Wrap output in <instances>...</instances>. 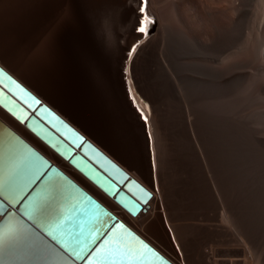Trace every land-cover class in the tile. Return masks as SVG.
<instances>
[{
    "label": "rangeland",
    "instance_id": "rangeland-1",
    "mask_svg": "<svg viewBox=\"0 0 264 264\" xmlns=\"http://www.w3.org/2000/svg\"><path fill=\"white\" fill-rule=\"evenodd\" d=\"M66 1L68 2V0H46L45 8L41 11L40 15L41 29L40 32L37 31L38 33L35 35L36 42H34L31 48L26 51L27 53L18 52L21 56V60L18 62L15 61L12 64L13 66H9V73L49 105L54 111L57 112V109L68 110L69 112H63V114H67L62 116L64 119L71 118V116L68 115L72 113L70 112V109H88V111H90L88 113H91V109H94V123H108V127H112L116 124L114 120V112L117 108L119 92H124L126 96L128 93L125 82L126 66L124 67V63L126 64L130 46L138 37L135 32L138 23H136V26L133 25V18L131 16H133L132 14L134 13L136 14L140 12L138 10L139 7H137L136 4L129 3L130 0H126L127 2L124 0H103L104 4L101 3L102 0L99 2L94 0L95 3L92 0L94 4L97 3V7L94 4V6L90 4L93 7H88L90 1L87 0L88 3L85 4L87 1L81 0L87 13L96 17L94 27V24L87 21L88 18L76 14L75 9L77 8L74 9L73 4L69 1L72 5L70 7L67 3L70 7L69 11L73 12L72 18L75 19V40L72 41V45H64L63 43H60L57 36L59 26L56 24H58L61 18L69 13L66 8L63 7ZM113 1L121 3L114 2L115 4H111ZM124 2L125 5L123 4ZM126 5L131 7H125ZM126 10H129L130 14L128 12V15H126ZM121 12L124 13V16ZM111 13H113L112 18ZM119 18L121 19L119 20ZM126 18H130L131 20H127ZM134 18H136V16ZM128 24L129 26L131 25L129 29H127ZM158 25L159 22L155 26V29L151 30L150 33L152 36L157 33ZM120 30H122V32ZM111 33V36H114V34L116 35L115 39H118L116 40L117 43L114 38L111 40L106 39L107 35L109 36ZM125 34H128L129 36H126ZM15 38H17V35H15ZM150 50L148 51L150 52ZM152 51L156 50H151L148 54L147 51L143 52L141 50V52L146 53L145 55L147 56H143V64H141V60L139 62V58L143 54H138V60L135 59L137 62H134L136 63V66L133 67L135 71L137 70V77L134 74L135 71L133 68L132 72L134 71V79L135 77L137 79L134 81L137 80L135 82L136 87L141 84L140 86L143 88V91L140 90L141 88L139 86L137 87L139 88L138 91L140 90L142 92L139 91L137 93V90L134 92L139 97H141L139 93H141L142 96L145 95L148 102H151V104L153 103L152 107L155 108L153 116L155 117L154 120H157L155 124L158 123L159 125H155L156 129L157 127L159 128L157 129L159 131V133H157V140L161 142L160 139H164V142L162 141L163 143H160L161 148L158 146L159 144L157 145L160 150L163 148V150H161L162 153H159V156L162 155V158L164 159L163 160L161 156H158L159 161L162 160L164 162L162 163L161 161L162 164L159 162L158 177H160L163 193L166 192L164 193V200L168 214L173 220L175 219L174 223L179 227L181 237L184 241H182L183 244L181 245H183L184 249H190L196 253V264H200V262L207 264H250L243 250L238 247V240L236 241L233 238V231L229 228L230 225L225 224V228H222L221 230V225L218 222L221 218V208L219 202H217L214 191L211 188L212 184L210 183V176L215 180L214 182L219 190L220 186L222 188V202L225 206L224 210L226 213L231 212L232 216L240 223L241 229L239 230L235 228V223L233 222L232 217H229V222L232 224V227L236 232L238 230L239 236L249 239L250 234L255 233L260 236V238H264V224L260 227L264 221L263 212L259 211L258 216H256L258 211L254 215V212H250L248 209L250 206V168L253 167V161L250 159L251 157L249 158V152H246L247 141L244 142V138L247 136L246 133H248V130L247 126H243V124H246V121L249 119V116L247 115H250L254 108L250 109L251 105L244 100L245 97L243 94V97L237 96L235 98L237 100L234 99L235 101H233L232 108L235 107L234 115L232 114L233 116H228L229 114H222V116H220L221 114H218L217 116L215 113L198 110L196 108L197 106L195 107L196 109L193 107L196 112H192L194 111L193 109L191 114L187 115L184 109H182L183 107L181 108V104L179 105L177 98L172 96L173 94L167 84L168 81L166 82L167 79L165 80L164 78L166 75L161 73L159 68H156L158 65L155 62L157 60L154 58L156 55L151 56L156 53H153ZM148 55L150 57H148ZM147 58L148 60L150 59L151 63L152 61L153 64L156 63V65L149 63L150 61L148 62ZM143 59H146V62ZM142 65L143 67L141 68ZM154 66L155 69H153ZM136 67L139 70L136 69ZM156 69H158L164 77L161 76ZM107 75L110 76L111 80H114L115 77L118 76L120 81L104 83L103 80L106 79ZM138 79L140 83L138 82ZM142 81H144L145 84L143 83L142 85ZM144 99L141 97L142 101H145ZM234 102H236V105H234ZM178 106H180L181 109H178ZM2 109L3 108L0 107V110ZM231 117H234V120ZM188 120H191L193 123V132L197 141L192 136L191 128L188 127ZM230 126L233 127V129ZM245 127L246 129H244V131L243 128ZM13 129L29 143L36 139V136H34L23 125H15ZM157 130L156 132H158ZM232 132H234V135ZM159 134L161 135L160 139ZM224 136L229 137L227 140H230L231 138L232 145L235 144L237 146L238 143L237 147L234 145L236 147L234 150L237 149V152L233 150L236 155L232 151V147L234 146H232L231 143H227V141H223L226 138ZM242 136L244 138H242ZM242 139L244 141H242ZM238 147H240V149ZM106 148L109 154L112 155L111 158L117 162L116 158L119 156L122 161L121 166L143 185L145 174L148 176L150 183H153L154 177L151 175L149 167L145 168L127 155L118 153L115 147L114 150L113 147L109 148L106 146ZM258 150L259 154L257 155V165L254 174H257L256 176L258 178L263 175L261 177L262 180L260 179L255 183L256 187L261 188L263 185L264 172H262L261 151L260 149ZM165 152H167L166 155ZM201 156L205 157L206 163L208 164H206L207 167L203 166ZM62 169L107 208L118 206L113 200L108 198L84 176L71 167L69 163L65 162ZM209 172L211 174H209ZM155 177L153 183L154 192L151 188V191L155 196L149 203L150 208L147 209L146 212H142L145 217L143 218L141 229L138 227L136 229L140 231L139 235L151 245L155 247L153 242L154 238L177 261L186 263L184 251L182 249L183 247L180 245L181 241L179 243V239L175 242L173 237L172 242L168 237L166 240L158 239L154 236L155 233L157 234V231L155 232L157 220L154 218V212L157 214V211H159L161 221L163 222L164 220L165 224L167 223L166 226L162 223L167 236L168 230L170 229L169 231L171 232L173 230L167 222L166 215H162L163 211L159 207L157 201L159 200V197L158 193L155 191V185L158 183L156 172ZM259 192H262L261 189ZM259 196L260 197L252 199L251 204L253 207L262 206V195L259 193ZM159 203L161 206L162 201L160 202L159 200ZM157 206L158 209L156 208ZM261 213L262 215L259 216ZM153 231L155 232L154 234L152 233ZM176 238H178V236H176ZM174 244H176L177 247L176 245L174 246ZM155 248L158 250L157 247ZM177 256L182 259H179Z\"/></svg>",
    "mask_w": 264,
    "mask_h": 264
},
{
    "label": "bare ground",
    "instance_id": "bare-ground-1",
    "mask_svg": "<svg viewBox=\"0 0 264 264\" xmlns=\"http://www.w3.org/2000/svg\"><path fill=\"white\" fill-rule=\"evenodd\" d=\"M69 1L73 4L74 9L77 8L75 9L76 14L83 15L84 17L88 18L87 21L94 24L95 27L96 17L87 13L84 4H82L83 0L82 1L77 0L76 1L77 6L74 0H68V3ZM88 1L92 2V0H88ZM88 1L85 4H87ZM97 1L99 2L100 0ZM90 2L88 7H93L94 5L97 4V3L94 4L95 1L94 3L93 2L90 3ZM114 2L115 1L111 2V4ZM101 3L104 4L103 0L101 1ZM115 3L120 4L121 2H115ZM129 3L136 4L137 7H139L138 10L140 12L136 14L134 13L136 18H134L135 17L134 14H132L134 17L131 16L133 18L132 19L133 25L136 26V23H138L137 27L135 28V32L138 37L136 41L130 46V49L128 51L129 53L126 59L127 61L125 60L126 64L124 63V67L126 66L125 82L128 91V93L127 92L126 93H127V97L128 98L130 97L129 100L131 99L130 104L134 107V110L137 112L138 116L140 117L139 118L140 121H142L141 124L143 123L144 125L145 132H147L148 130L146 134L147 137L149 136L150 138V140L149 138H147V142H148L149 156H151L152 153L151 165L153 164L152 166V176L154 177L153 183H154V179L156 178L155 177V172H156L158 183L157 185H155V191L158 193L160 202L162 201L161 206L159 200L157 201L159 207L163 211L162 215H166L167 222L173 229L172 232L169 231L170 229L168 230V236L170 238V241L173 242V237H174L175 242H177L178 241L177 239H179V243L181 241L180 245L183 244L182 243L183 239L181 237L179 227L177 226V224L174 223L175 219L173 220V218L168 214V211L166 209V204L164 200V196H165L164 193L166 192L163 193L162 191L163 189H161L160 177H158L159 176L158 165H160L159 162L161 163L162 161V160L159 161V157L161 156L162 158V155L159 156V153H162L161 150H163V148L160 150L161 148L160 143L162 141L164 142V139L161 138L160 137L161 135L159 134V139L161 138L160 139L161 142L157 140L158 139L157 133H159L157 129L159 128L157 127L156 129L155 126L158 125V123L155 124L157 120L155 121L154 120L155 117L153 116V111L155 108L152 107L153 103L151 104V102L150 103L148 102V99L144 95L145 92L143 93L144 96H142V94L139 93L142 99H144L145 97L144 99L145 101H142L141 97H139L134 92L137 90L136 92L138 93L140 90L143 89L140 86L141 84L139 85L141 88L139 91H138L139 88H137L139 86L136 87L135 82L137 80L136 81L134 80L137 79L136 78L137 70L135 71L133 67L136 66L135 65L136 63L134 62L138 60L139 58L138 56L142 54L143 55L140 57L141 59L139 58V62L141 60L142 62L141 64H143L142 58L146 53H142L141 50L143 52L147 51V54L150 53L151 50L154 49L156 50V51H152L153 53L155 52L156 54H153L151 56L156 55V57L154 56L155 60H157L155 62L158 64L157 65L158 67L156 66V68H159L161 73L165 74L167 78L164 77V75H161L158 69L156 70H158L160 75L163 76L165 80L167 79L166 82L168 81L167 84L170 87L171 93L173 94L172 96L177 98L179 105L181 104V108L183 107L182 109H184L187 115H190L191 111L197 106L196 108L198 110H203V111L205 110L210 113H215L217 116L218 114L219 115L221 114L220 116H222V114L225 115L229 114L228 116H233L235 111L234 109L235 107L232 108L233 101L237 100L235 99L237 96L243 97L244 94L245 97L244 100H246L247 103L249 102L251 105L250 109L254 108L252 110L253 112L250 115L249 114L247 115L249 116V119L246 121V124H243V126L244 125L247 126V130H248V133H246L247 140L246 137L244 138L242 136V138L245 139V141L243 139L242 141L244 142L247 141V144L245 143L247 147L246 152L247 153L249 152L248 154L250 155L249 158L251 157L250 159L253 161L252 162L253 169L250 168L251 169L250 186H249L250 206L248 207V209L250 212H254V215L258 211L256 216H258L259 211L260 212L262 211L264 218V179H263L262 187L261 188L256 187L255 183H257L263 175L260 178H258L256 176L257 174H254L257 165V155L259 154L258 149H260L261 151L262 172H264V0H147L146 3L145 0H130ZM142 3L144 5L143 8L141 7ZM90 4L92 5L94 4V5L91 6ZM123 4L125 5V2ZM125 7L128 6L126 5ZM130 7L131 6H129L128 8ZM126 11L125 13L126 15H128L127 13L129 12V10L127 12ZM112 14L113 13H111V18L113 16ZM130 18H126V19L128 20ZM120 19L121 18H119V20ZM158 22L159 25H158L157 33L155 30L156 34H153L154 36H152L150 32L151 30L155 29V26L158 24ZM130 26L128 24L127 29H129ZM141 28H143L144 31H140L139 29ZM122 30L120 31L122 32ZM133 32H134V27H133ZM111 35L112 33L109 36L107 35V38L106 37L105 38L108 40L109 39L111 40L112 38L114 39L116 38L115 34L114 36ZM116 40L118 39H115V41ZM148 50H150V52ZM148 57L150 56L148 55ZM143 60H145L146 62V59ZM147 61L149 62L150 59L148 60L147 58ZM149 63H151V61ZM156 63L154 64L156 65ZM151 64H153V61ZM142 67L143 65L141 66V68ZM132 68L135 71V72L133 71L136 76L135 79L133 76L134 74L132 72ZM136 69L138 68L136 67ZM153 69H155V66ZM138 82L140 83L139 79ZM143 83L144 81H142V85ZM236 102H234V105H236L235 104ZM181 108L180 106H178V109ZM195 109L192 112H196ZM138 110L141 112V114L139 113ZM232 119L234 120V117ZM188 127L191 128L192 136L196 140V137L193 132V123L191 122V120H188ZM231 128L233 129V127ZM244 129H246V127L243 128V130ZM156 130L158 132H156ZM232 133L234 135V132ZM227 138L229 137H226L223 141L224 142L227 141V143H231V138L230 140H227ZM232 144L233 143H231V145ZM235 146L232 147L233 148L232 151L234 150V148L238 146V143L237 146L236 147ZM238 148L240 149V147ZM236 150L237 149H235L234 151L237 152ZM166 153L167 152H165V155ZM204 156H201L202 157L201 161H203V166L207 167L208 164L206 163V159ZM162 163L164 162L162 161ZM209 174L211 173L209 172ZM214 181L215 180H213V178L210 176V183L212 184L211 188L214 191V194L217 198V202H219L220 208L222 210V211L220 210L221 218L218 221L221 225V230L222 228H225V224L230 225L229 228L230 230L233 231L232 232L233 238L236 241L238 240L239 242L238 247L243 250L250 264H264V238H260V236H258L255 233L250 234L249 239L239 236L238 230L236 232L235 229L232 227V224L229 222L230 220L229 217H232L233 222L235 223L234 224L235 228L239 230L241 229L240 223L236 220V218L232 216L231 212L226 213V211L224 210L225 206L222 202V188L218 183L220 186V190H219L218 186ZM260 189L262 192H259ZM259 193L262 195L261 196L262 206L253 207L251 204L252 199L256 197H260ZM261 215L262 213L259 216ZM263 222L260 225V227L264 224ZM162 223H164L165 226L167 224V223L165 224L164 220ZM176 236H178V238H176ZM175 245L176 244H174V246ZM181 246L183 247V245ZM182 249L184 251L185 257L184 255L183 257L185 258L186 263H182L177 260L176 262H178L179 264H196L197 261L196 253L193 250L190 249L187 250L186 248L184 249V247ZM200 264H207V263L200 262Z\"/></svg>",
    "mask_w": 264,
    "mask_h": 264
},
{
    "label": "snow or ice",
    "instance_id": "snow-or-ice-1",
    "mask_svg": "<svg viewBox=\"0 0 264 264\" xmlns=\"http://www.w3.org/2000/svg\"><path fill=\"white\" fill-rule=\"evenodd\" d=\"M139 30L144 31L143 28ZM24 95L28 93L24 92ZM32 99L38 106L35 112L39 114L40 101ZM40 120L44 121L46 117L41 116ZM73 143L75 147L83 148L82 138L80 143ZM3 147L8 153V164L0 169V258L22 245L30 248L37 259H57L64 264H76V261H87V264H147V257L156 255L142 241L138 247L119 237L104 242L103 237L116 227L115 224L106 227L107 220L102 218L112 219L108 212L81 193V202L86 201V207L74 205L75 216L66 213L62 208V190L68 181L62 174L14 137L9 138ZM57 147H63V144L57 142ZM28 169H31L30 174L21 184L20 177ZM109 175L127 187V175L120 169ZM119 191L123 189L112 194L118 195ZM144 195L148 197L151 194L145 192ZM3 201H7L8 206ZM12 207H16L19 216L12 212ZM92 209L96 210V220L87 221V213ZM86 222L89 224L87 229L84 227ZM120 228L123 229V225ZM93 253L96 254L95 259H88Z\"/></svg>",
    "mask_w": 264,
    "mask_h": 264
},
{
    "label": "water",
    "instance_id": "water-1",
    "mask_svg": "<svg viewBox=\"0 0 264 264\" xmlns=\"http://www.w3.org/2000/svg\"><path fill=\"white\" fill-rule=\"evenodd\" d=\"M0 73H2L0 74V107H2L27 130L52 149L64 161L69 163L71 167L84 176L89 182L97 187L108 198L113 200L129 215L137 217L139 214L146 212L147 209L150 208L149 203L154 197L151 190L139 182L125 168L113 160L84 134L77 130L31 90L18 81L1 64ZM21 90H23V92ZM24 92L28 93V95L25 96ZM33 97L40 101L39 114L35 112V109L38 106L32 99ZM45 109L48 111L45 112ZM41 116H45L46 120L41 121ZM12 137L19 141L22 146H27L28 148L34 150L43 160L47 161L49 165L54 166L68 181V184H66L62 190V208L66 213H71L75 216V212H73L74 205H79L81 208L86 207L87 202H81L82 197L80 194L83 193L84 196L90 197L95 204H98L112 217V219H108V217L102 218L103 220H107L106 227H110L113 224L116 225V227L112 229V232H109L107 236L103 237L104 242L108 241L110 238L119 237L138 247L139 242L142 241L156 254L155 256L149 255L147 257V264H174L147 240L123 222L114 212H112L90 192L71 178L66 172L54 165L51 160H49L1 118L0 169L6 168L8 164V153L3 145L6 144L7 140ZM81 138L83 140V148L75 147L73 141L80 143ZM49 140L52 142L49 143ZM57 142L63 144V147H57ZM116 169H120L127 175L128 180L125 182L127 187L114 180L112 175H109V173L115 174ZM30 171L31 169H28L24 174H22L19 181L21 184L24 183L27 176L30 174ZM121 188L123 191H119L118 195L112 194ZM76 189L79 191L77 192ZM145 192L150 193L151 195L145 197ZM3 203L5 206H8L7 201H3ZM12 212L17 216L20 215L17 212L16 207H12ZM86 220H96L95 209L88 211ZM30 223L34 224V222ZM120 225H123V229L120 228ZM88 226L89 224L86 222L84 224L85 229H87ZM38 230L39 229H37V231ZM97 243L99 244L101 241H98ZM95 255L96 254L93 253V255L88 259H95ZM39 261H41L40 264H64L63 261L57 259H37L33 251L23 245L10 255H5L4 258H0V264H36ZM76 264H87V261H76Z\"/></svg>",
    "mask_w": 264,
    "mask_h": 264
},
{
    "label": "crops",
    "instance_id": "crops-1",
    "mask_svg": "<svg viewBox=\"0 0 264 264\" xmlns=\"http://www.w3.org/2000/svg\"><path fill=\"white\" fill-rule=\"evenodd\" d=\"M74 1L76 2L77 0ZM45 2L46 0H0V64L6 70L9 71V66H13L12 64L15 61L18 62L21 60V56L18 52L27 53L26 51L31 48L34 42H36L35 35L40 32L41 29L40 15L41 11L45 8ZM67 3L68 2L66 1L63 7H65L69 13L61 18L58 24H56L59 26L57 36L60 43H63L64 45H72V41L75 40V19L72 18L73 12L69 11L72 5L68 3L69 7ZM15 35H17V38H15ZM119 81L120 79L118 76L115 77L114 80H111L109 75H107L106 79L103 80L104 83ZM117 101V108L114 112V120L116 124L112 127H108V123L95 124V114L93 113L94 109H91V113H88L90 112L88 109H70V112L72 113L68 115H70L71 118L65 120L73 125L77 130L79 129L82 134H84L110 157H112V155L109 154L106 146L109 148L113 147V150L115 147L118 153L127 155L145 168L149 167L152 175V153L151 156H149V149L147 145V138L149 136L147 137L146 134L148 130L145 132L144 125L143 123L141 124L142 121L139 119L140 117L134 110V107L130 104L124 92H119V98ZM57 112L62 117L63 115H67L63 114V112L69 111L57 109ZM0 118L11 128H14L15 125L22 126L21 123H19L3 109L0 110ZM30 144L36 147L42 154L51 160L54 165L58 166L60 169L63 168L66 161H64L40 139L36 137V139H34ZM116 159L117 163L121 165L122 161L120 157L117 156ZM64 172L66 171L64 170ZM144 177V185L150 190L152 188L154 192L153 183H150L146 174ZM156 208L158 209V206ZM109 209L135 232L140 234V231L136 228L138 227L141 229L142 221L145 217L143 213L139 214L137 217H132L119 206L109 207ZM154 218L157 220V226L155 227V232L157 231V234L154 231L152 233H155L154 236L158 239L167 240V237L169 238V236H167V233L163 229V224L159 217V211H157V214L154 212ZM153 242L155 247H157L158 250L160 249V252L170 261L174 264H179L176 262V259L154 238ZM40 263L41 261L36 264Z\"/></svg>",
    "mask_w": 264,
    "mask_h": 264
},
{
    "label": "built area",
    "instance_id": "built-area-1",
    "mask_svg": "<svg viewBox=\"0 0 264 264\" xmlns=\"http://www.w3.org/2000/svg\"><path fill=\"white\" fill-rule=\"evenodd\" d=\"M139 111V110H138ZM139 113L141 114V112L139 111ZM143 119V118H142ZM144 120V119H143ZM145 121V120H144ZM146 122V121H145Z\"/></svg>",
    "mask_w": 264,
    "mask_h": 264
}]
</instances>
